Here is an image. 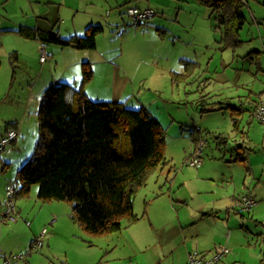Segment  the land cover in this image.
Wrapping results in <instances>:
<instances>
[{"label":"crops","instance_id":"1","mask_svg":"<svg viewBox=\"0 0 264 264\" xmlns=\"http://www.w3.org/2000/svg\"><path fill=\"white\" fill-rule=\"evenodd\" d=\"M189 1L194 2V7L198 8L201 5L194 0ZM106 3L109 5L110 13L119 5L120 1L115 0L113 5L108 1ZM243 3L244 7L246 4L249 5L246 0H243ZM64 5L65 3L59 5V13L56 17L54 16L55 23L58 22L56 33H52L51 30L47 29L48 26L52 25L49 21L52 19L46 20L43 18L48 14L47 10L37 12L38 17L34 15L36 18L34 25L30 23L17 25L12 22L10 26L2 28L0 31L1 33H11L13 37L17 36L24 40L38 42L40 46L37 44L33 46V52L37 58L40 57L39 50L42 46H45L44 43L36 38H26L18 31L20 28L57 35L62 38L82 36L85 29L90 25H100L103 28L102 32L96 37V47L93 50H80L70 46L55 45L61 47L62 50L70 49L71 52H68V56L71 59L68 60V63H63L61 74L54 73L52 66L48 68V72H45L46 68H42L31 85L28 84L27 91H25L27 95L26 108L23 109L24 114H28L30 110L36 114L39 98L50 83H61L66 80L64 83L71 85L67 81L69 80L67 76L70 75L71 70L75 74L73 84L75 85L78 79L81 80V65L83 62L93 65L97 62L96 60L100 61V65L104 67L101 80L104 82L103 86L108 89H111L109 81L115 80L121 84L123 81L132 82L134 79L137 80V76H139V80L146 81L148 78L146 75H151L141 67L140 62L120 60L121 51L117 54L116 49L112 47L115 42L113 31L105 29L100 23L93 24L95 21H90L92 19L88 16L81 15V11L76 6L68 7L67 14ZM258 6L254 10L249 8L252 26H249V28L246 25L243 26L239 34L241 45L236 49L224 48L222 29L219 28V34L217 30H214L212 39L215 45H219L218 50L223 54L227 53L226 51H233L232 56L228 61L222 63L224 66L222 78H219L216 71L213 72L215 75L208 71V75L205 76L208 77V83L201 91L198 89L201 96H203V93L210 88L211 82L219 87L228 86V88H231V91L225 96V102H219V105L217 102L213 103L210 98L224 95V93H221L220 88L217 91L218 93L216 90L209 91L205 96V100H201V102L203 101L205 105L217 104V108H206L202 111L215 112L222 110V106H226L229 110L232 109L230 114L232 124L235 130H241L244 144L247 143L250 130L255 124L257 131L262 132L261 124L255 117V110L257 106L264 104V82L259 78L264 73V67L261 64V58H264V1ZM134 7L152 9V0H137ZM154 9L155 15L153 18L156 17L158 12V9ZM243 11L245 14L244 8ZM62 17L66 18L63 25L64 19ZM96 17L102 18L101 15H96ZM212 17L213 14L210 9L209 20L213 19ZM40 19H42V24H40ZM150 21L148 20L146 23L149 25ZM112 24L115 23L109 25ZM178 27L184 29L183 26ZM217 28L215 25L214 29ZM250 28L256 31L251 35L253 37L250 36V33H247L250 32ZM158 29L157 27L156 30ZM189 30L191 33H188V38L184 39V37L177 34L174 35V40H188L186 41L188 44L200 48L203 46H201V35L204 33L205 39L208 38V41L211 37L208 31H202L201 27L192 28L190 25ZM183 31L185 32V30ZM256 34H258V37H254ZM16 39L20 43L18 38ZM99 45L102 48L101 54L98 53ZM239 49L244 50L241 58L247 54V59L243 60L241 69H239V62L235 61L234 54V51ZM47 51L45 50L46 55ZM8 55L11 63L14 64L13 60H17L18 55L15 51H11ZM253 59L257 64L255 70L251 69L252 63L250 62ZM177 61L179 65L183 66L187 59L180 58ZM213 61L212 57L204 58V66L207 70L211 69ZM46 62L39 63L45 65ZM233 63L237 71L242 73L236 79V74L235 76H233L234 74L229 76L226 73V70L232 69L230 65H233ZM168 73H172V71L169 70ZM49 74L51 75L48 77ZM95 75L94 70L92 79L85 86V90L88 89L87 87H91ZM120 84L117 88L121 87ZM124 87L127 88V84H124ZM256 88H258V93ZM38 89L39 92L37 93ZM130 90H134L133 86ZM228 96L237 99L236 101H230L231 99ZM17 121V118L10 119V122L0 129V135L4 134L9 128L16 129L18 133L15 141L4 149L2 158H0V209L5 186L12 178L10 173L5 171L4 166L13 160L15 154H19V164L16 167L15 174L17 175L18 169L28 158L24 155L22 157L27 135L24 132V126L19 125ZM211 128L214 127L211 126ZM216 128L219 130V127ZM203 132L199 125L192 127V131L188 136L189 142L185 148V156L182 160L192 155L199 140L205 141V137L202 135ZM27 138L29 139V141L27 139V142L31 144V136L28 135ZM171 138L174 139L175 137ZM216 140L218 141L215 144V149H223L224 153L219 151V154L211 155V158L206 156L203 158L201 166L197 168L186 166L184 163L183 165L181 163L179 167L170 163L169 166L167 165V171L161 167V169L158 168L151 175L146 186L139 190V203L135 204L134 200L133 212L136 220L133 222L124 221L123 228L113 234L91 236L85 233L78 224L71 220L70 214L68 215L69 210L62 206V203L65 202L42 203L37 199L36 193L33 194L32 188L28 196L18 195L16 200L17 221L15 223L0 224V264L6 256L24 252L43 228L47 229V233L43 237L42 248L39 252L27 257V264H114L119 261L121 264H187L189 253L198 251L203 255L210 256L220 246H225L229 250L224 258L225 264H245V261L248 262L249 260H252V263L248 264H260L264 255L261 259L263 253L257 250L259 243L253 237H250L251 231L248 226L251 221L255 224V218L260 215V208L264 201V183L256 177V163L252 165V155L246 156L244 151H239L241 150L240 144L236 143L233 148L230 144L231 139L225 138L222 134L217 136ZM8 148L10 149L6 151ZM24 158L26 159L24 160ZM255 159L256 157H254V161ZM233 167H235L234 170H232ZM259 172L260 178H262L264 171L259 170ZM255 182L258 184L253 186ZM247 194L254 198L255 204L250 211L238 213L235 210V202L240 196ZM200 197H204L203 201L198 200ZM245 214L248 215L250 220L247 226L243 224V215ZM53 219L55 221L51 223ZM25 221L30 224L26 225ZM96 242L102 243L105 248L95 245Z\"/></svg>","mask_w":264,"mask_h":264},{"label":"rangeland","instance_id":"2","mask_svg":"<svg viewBox=\"0 0 264 264\" xmlns=\"http://www.w3.org/2000/svg\"><path fill=\"white\" fill-rule=\"evenodd\" d=\"M106 1L110 2L112 5L115 2V0H0V31L2 28L10 26L12 22L17 25H24L23 23L34 25L36 20L35 16L38 17L37 12L47 10L48 14L43 18L46 20L52 19L49 20L52 24V28L48 26L47 29L51 30L52 33H56L58 30V26H56L58 22L55 23L54 19L57 13H59V5L65 3L64 7L67 14L68 7L76 6L77 9L81 11V15L88 16L92 19L90 21H95L93 24L100 23L105 29L113 31L112 34L115 36V42L112 47L116 49L117 54L121 51L122 56H120V60H129L130 62L135 60L136 62H140V64H142L141 67L151 74L150 76L146 75V77H148L146 81L139 80V76H137V80L134 79L132 82L123 81L121 84L115 80L109 81L111 89H108L103 86L104 82L101 80L104 67L100 65L99 60H96L97 62L95 64H90L92 70L96 72L94 81L91 87L89 86L87 87L88 89L85 90L86 84L83 90L87 98L92 101L124 102L126 107L132 109H137L141 106L145 107L150 114L158 120L161 128L165 132L166 164L161 167L162 169L167 171L170 163L177 167H179L181 163L183 165L185 160L182 159H184L185 148L189 142L188 136L192 131V127H197V125H199L202 131H204L202 135L205 137L206 141L203 147V158L206 156L211 158V155L219 154V151L220 153H224L223 149H215V144L218 141L216 137L222 134L225 138L231 139L230 144H232L233 148L236 146V143L240 144L241 150L239 151H244L246 156L252 155V165L256 163V177L264 183V176L260 178L259 172V170L264 171V136L261 131H257L256 124L250 130V134L248 135L249 139L247 143L244 144L241 130H235L232 124L230 118L232 109L229 110L226 106H222V110L215 112L207 110L205 112L202 111L206 108H217L216 105L219 102H225V96L231 91V88H228V86L223 87L221 85L222 87H219L211 82L210 88L203 93V96H201L200 93L201 89L208 83V77H205L208 71L212 72L214 75L215 73L213 72L216 71L219 78H222V75H224V66L222 63L228 61L233 52L226 51L227 53L223 54L218 50L219 45L214 44L212 34L214 30H217L219 34V28L214 29L215 25L213 19L209 20L210 9L203 5H199L200 7L198 8L194 7V2L192 1L191 3L189 0H152V10L154 8L158 9L156 17L149 19L151 20L149 25L148 23H144L137 26L132 24L125 14L127 7L135 6L136 1L128 3L127 0H119V5L110 13L109 5ZM246 1L249 5L246 4L244 7L246 18L244 25L249 28V26H252L249 8L253 10L254 8L257 9L259 7L258 5H261L264 0ZM96 15H101L102 18H97ZM62 18L64 19L63 25L66 18ZM108 23L115 24L109 25ZM40 24H42V19H40ZM190 25L192 28L201 27L202 31L207 30L211 35L209 41L207 40L208 38L205 39L204 33L201 35V46H203L200 48L193 44H188L186 42L188 40H174V35L177 34L180 35V37H184V39L188 38V33H191L189 30ZM178 26H183L184 29H180ZM157 27L159 28L158 30H156ZM183 30H185V32ZM249 30L250 32L247 33H250V36L253 32H256L253 28ZM254 37H258V34ZM16 38H18L20 43L17 42ZM36 44L38 45V42L35 43V41L24 40L17 36L13 37L11 33L0 32V129L3 128L6 123L10 122V119L14 118L18 119L17 123L19 125L24 126V132L27 137L28 135L31 136L32 142L31 144L27 142L28 138L26 137L25 150L22 157L23 155L24 157L30 155L38 134L36 114L33 113L32 110H30L28 114H24L23 109L26 108V88L28 84L31 85L33 80L36 79V76L42 68H46L45 72H48V68L52 66L54 73H60L63 70V63H68V60L71 59L68 56V52H71L70 49L62 50L61 47L44 43L45 46H42V48L46 51L48 50V61L45 65H41V63H39V57L36 58L33 52V46H36ZM7 51L8 53L15 51L18 55L17 60H13L14 64L11 63ZM101 51L102 48L99 45L98 53ZM243 51L244 50L241 49L234 51L235 61L239 62V69H241L243 60L247 59V54L241 58ZM92 54L94 53L92 52ZM208 57H212L214 60L210 70H207L204 66V58ZM180 58L187 59L183 66L179 65L177 61ZM247 62L248 60L246 63ZM234 63L230 65L232 69L226 70V73L229 76L233 74V76H235L236 74V79L237 76H240L242 73L237 71ZM250 63H252L251 69L255 70L257 64L254 59ZM261 64L264 67V58H261ZM169 70H171L172 73H168ZM50 75L51 74L47 76L49 77ZM74 77L75 74L73 70H71L70 75L68 74L67 76V79H69L67 81L71 83V85L74 83ZM259 78L264 82V73L260 75ZM65 81L66 80H64V82ZM119 84L121 87L117 88ZM124 84H127V88H123ZM128 84L130 85L129 87ZM74 86L79 88L80 79L75 82ZM132 86L134 88L133 91L130 90ZM219 88L224 95L210 98L213 103L217 102V104H212V106L205 105L203 101L201 102V100H205V96L209 91L216 90L217 92ZM198 89H200V91ZM256 89L258 93V88ZM38 92L39 89L37 93ZM229 99H231L230 101H236L237 98L230 96ZM211 126L214 128H211ZM216 127H219V130H217L218 128ZM33 130H35V132H33ZM171 137L175 138L172 139ZM9 149L10 148L6 149V151ZM2 155L3 153L0 155V158H2ZM18 156L19 154H15L13 160L8 165L4 166L5 171L10 173L12 177L10 179L13 181L16 179V167L19 164ZM254 157H256L255 161ZM25 159L26 158H24V160ZM234 168L235 167H233L232 170H234ZM256 184L258 183L255 182L253 186ZM31 188L33 194H35L37 186L32 185ZM203 198L204 197H200L198 200L203 201ZM139 199L140 194L138 193L135 198V204L139 203ZM62 206H65V208L69 210V215L71 209L70 205L62 203ZM259 214L260 215L255 218V224L251 221L248 227L251 231L250 237H253V239L257 240L259 243V245H257V250L263 253L262 259L264 255V201L262 202ZM243 216V224L247 226V223L250 221L249 217L247 214ZM95 245L104 247V245L99 242H96ZM252 246H254V244H252ZM248 263H252V260L248 262L245 261V264ZM114 264H121V262H115Z\"/></svg>","mask_w":264,"mask_h":264},{"label":"trees","instance_id":"3","mask_svg":"<svg viewBox=\"0 0 264 264\" xmlns=\"http://www.w3.org/2000/svg\"><path fill=\"white\" fill-rule=\"evenodd\" d=\"M196 1L211 9L216 27L222 29L224 48L241 45L243 0ZM130 8L147 9L127 7L131 23ZM154 15L153 11L151 17L136 25ZM102 29L90 25L82 36L68 38L25 28L18 31L43 43L93 50ZM92 75L91 65L83 62L79 88L50 83L42 92L36 111L37 139L14 181L15 205L18 195L28 196L36 185L38 200L69 204L74 223L91 236H102L119 232L124 221L136 220L133 205L137 193L166 164L165 132L145 107L132 109L124 102L88 99L83 88Z\"/></svg>","mask_w":264,"mask_h":264},{"label":"built area","instance_id":"4","mask_svg":"<svg viewBox=\"0 0 264 264\" xmlns=\"http://www.w3.org/2000/svg\"><path fill=\"white\" fill-rule=\"evenodd\" d=\"M137 1V0H132ZM128 15L133 24H139L144 22L146 19L153 15V11L149 8L144 10H138L136 8L128 9ZM40 57L39 60L41 63L46 62L47 55L43 48L39 50ZM255 117L260 122L262 127V134L264 136V104H260L256 107ZM17 131L13 128L6 130L4 134L0 136V153L4 150L6 146L11 144L17 138ZM205 141L199 140L197 146L195 147L192 155L185 159L184 165L197 168L201 166L203 162V147ZM15 191L16 187L14 181H9L5 187L4 197L2 199L3 208L0 210V224L9 221H17V209L15 205ZM255 204L254 198L250 195H242L235 202V210L238 213L248 212L251 210ZM55 219L51 221L53 223ZM26 225H29L26 222ZM47 233V229L43 228L39 235L36 236L29 247L22 253L13 254L6 256L1 264H27V257L33 253L39 252L42 248L43 237ZM229 253V250L225 246H220L213 254L210 256L203 255L198 251H193L189 253L187 264H225L224 258Z\"/></svg>","mask_w":264,"mask_h":264}]
</instances>
